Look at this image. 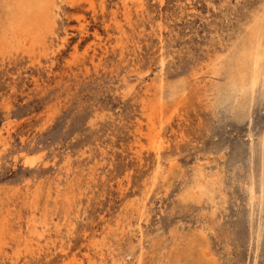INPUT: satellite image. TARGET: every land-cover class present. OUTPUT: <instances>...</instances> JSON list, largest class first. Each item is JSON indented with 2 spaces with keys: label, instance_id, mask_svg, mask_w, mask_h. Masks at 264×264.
I'll list each match as a JSON object with an SVG mask.
<instances>
[{
  "label": "rangeland",
  "instance_id": "rangeland-1",
  "mask_svg": "<svg viewBox=\"0 0 264 264\" xmlns=\"http://www.w3.org/2000/svg\"><path fill=\"white\" fill-rule=\"evenodd\" d=\"M94 2L96 12L89 0H63L60 39L54 53L39 56L40 65L28 56L1 58L0 208L17 186L30 194L42 186V206L56 182L69 196L48 202L59 227L49 232L48 246L44 236L43 246L34 241L22 250L19 264H91L99 259L88 243L92 239L113 249L108 264L112 256L136 262L141 252L143 264H254L256 254V264H264V226L257 249L244 187L250 170L261 167L259 150L251 156L250 144L258 145L264 132L263 86L250 114L239 118L229 102L214 108L210 82L198 88L192 78L209 54L247 35L264 0H145L144 12L131 5V21L121 0ZM5 15L0 7V20ZM118 24L127 30L119 44ZM162 72L165 100L173 99L174 88L184 99L161 144L164 163L176 156L179 164L166 180L155 172L147 134L139 137L134 127L145 89ZM37 156L33 165L26 162ZM199 162L224 180L227 201L218 198L215 212L207 202L181 195ZM23 195L13 200L26 216ZM258 221L255 213V226ZM139 226L141 236L132 231ZM10 256L0 264H12Z\"/></svg>",
  "mask_w": 264,
  "mask_h": 264
},
{
  "label": "bare ground",
  "instance_id": "bare-ground-1",
  "mask_svg": "<svg viewBox=\"0 0 264 264\" xmlns=\"http://www.w3.org/2000/svg\"><path fill=\"white\" fill-rule=\"evenodd\" d=\"M0 1V7H3V9L7 11V16L5 15V18L0 20V65L2 61L1 58L6 54L13 55L15 60H17L19 56L22 58L28 56L31 64L35 65L38 63L40 65L42 59L40 60L39 56L48 57L50 54L54 53L56 39L60 36L58 34V26L59 18H61V13L64 9L62 8L63 0ZM89 1L90 6L96 12L94 0ZM121 1L129 21L132 20V4H138L140 10L143 12L145 11V0ZM81 25H83V22ZM108 25L110 24H107V26ZM123 27V25L118 24V44L127 35V30ZM245 30L247 31V35L244 37L245 39L241 38V40H236L233 44L227 46L224 51L215 53L216 55L214 57L209 54V59L205 62V65H198L199 67L195 66L192 70L193 83L198 88L200 85L207 86L208 82H210V88L208 90L213 91L214 99H209V101H212L214 108L219 107L225 102H229L231 110L239 118H243L247 115L251 102L255 99V92L259 84L263 86L264 90V6L260 12L254 15L253 21L246 26ZM61 40H63V42L67 41V37H62ZM121 48H124V46ZM48 59H50L52 63L55 61L54 58ZM91 59L92 62L95 63L94 57ZM102 60L103 58L99 59L98 63L101 64ZM82 65L85 66L86 71L90 70L85 61L82 62ZM95 65H97V63ZM51 66L52 65L49 66L50 69ZM164 67L165 59H162L163 71ZM80 69L81 68H79V70ZM164 86L165 75L164 72H162V76L151 82L145 89L139 101L140 116H137V122L134 127L139 137L143 134H147V146L154 151L156 164L155 172H161L162 178L166 180L168 177L167 172H172L179 164L176 156L167 157V161L164 163L162 160L163 147L161 144L163 142L162 140L166 138V124L171 122V118H173L175 114L177 115V112H179L183 106L184 99L181 95L177 94L179 91L176 92L174 88L171 93L173 99L170 100V98L169 101H166V95L164 97ZM129 93H131V91ZM182 93L180 92L179 94ZM248 114H250V112ZM145 126H147V132L145 131ZM249 135L252 137V133ZM258 141V145H255L253 141H251L250 153L251 156H254L256 150H259L261 167L258 173H256L254 169H251V177H249L244 184L248 196L247 205L250 210L249 221L251 222V230H254V238L257 240V249L260 247L259 242L264 226V217L262 219L264 204V132L261 134ZM6 144L5 142V145ZM38 158L39 156L36 158L28 157L26 162L33 165ZM140 158L142 159V155ZM217 172L218 171L207 170L205 163L199 162L194 170L192 184L186 186L187 188L181 195L198 202L205 201L211 205L212 211L215 212L220 204L218 198H223L224 202L227 201L223 177ZM56 184L55 187H48L44 206H42V186H38L33 194H30L31 191H28L30 189L22 192L24 190L21 186L12 189L10 197L6 199L3 207L0 208V259L9 257L10 249L14 247V253L10 256V260L12 264H19L20 252L24 249H29L34 241H37L39 245L43 246L44 243L42 244V238L44 236L48 239V242L46 241V245L48 246L51 241L50 235L48 236L49 232L53 226L58 228L60 224L55 220L53 215L50 214L48 208V202L54 200L58 203L63 197L60 183L58 184V182H56ZM19 193L22 195L24 194L22 206L26 207L29 211L28 214L26 213V216L23 215L22 209H20L18 207L19 205L13 200V196ZM68 197L69 196H64L63 199L65 198L67 200ZM143 204L146 205V202ZM136 208L139 209L138 206ZM255 213L259 214L257 226L254 225ZM39 226L42 230L39 229ZM125 229L124 226L121 228L122 233L125 232ZM132 231L140 236L143 234V230L140 226L138 229H132ZM201 233L206 234L205 228H201ZM96 241L92 239L88 242L94 247L95 253L99 258L96 259L93 257L96 261H92L91 264H108V258L109 255H112L111 251L113 249L111 251L110 249H105L103 246L98 245ZM41 250L42 248L38 252V256L41 255ZM33 254L34 253H32V255ZM169 254L171 256V253ZM49 255H51V252L47 253V256ZM143 258L144 253L141 252L136 262H127L123 257L115 258L113 256L111 257V261H113V264H143ZM257 258L258 255L256 254L254 264H256Z\"/></svg>",
  "mask_w": 264,
  "mask_h": 264
}]
</instances>
